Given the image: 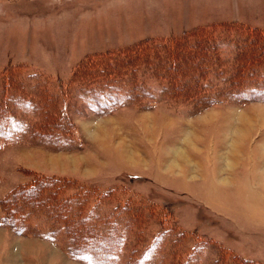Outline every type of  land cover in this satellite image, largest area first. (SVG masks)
Listing matches in <instances>:
<instances>
[{"label": "rangeland", "instance_id": "obj_1", "mask_svg": "<svg viewBox=\"0 0 264 264\" xmlns=\"http://www.w3.org/2000/svg\"><path fill=\"white\" fill-rule=\"evenodd\" d=\"M247 28L264 0H0V264H264V101L227 95ZM174 41L166 79L133 54ZM101 77L143 85L95 109Z\"/></svg>", "mask_w": 264, "mask_h": 264}, {"label": "trees", "instance_id": "obj_2", "mask_svg": "<svg viewBox=\"0 0 264 264\" xmlns=\"http://www.w3.org/2000/svg\"><path fill=\"white\" fill-rule=\"evenodd\" d=\"M239 39L238 42H235V44L233 45L234 48H232L233 51H237L238 57H240L239 61L237 62V65L235 66L234 70L231 71V79H228L227 81H229V88H227V95L228 98H230L231 100H255V101H264V64H262V62H264V50L263 52L257 51L255 53V50L258 48L260 49V47L264 46V30H258L255 28L252 29H246V33L244 35H239ZM215 36H210V37H199L200 39H198L197 41H193L187 44V48H191V47H196V46H203V48L206 47H211L213 45V47L215 48V50H218L219 47L220 49L223 48L224 45L222 44H216L213 40H216V38H214ZM241 39V40H240ZM179 41H174L171 43H165V44H161V45H157L155 44V46L152 45H146V44H140L137 46V48H135V51H133V54L135 55L136 59H139V63L140 60L141 61H145L147 62L149 65H151V62H154V68L155 69H151L149 70V75L152 77H163V78H168V75L164 76L165 74L162 75V71H164V67L166 68H172L175 67V65L173 63H170V59L169 62L166 64H163L165 66L161 65V58L165 59V58H169L172 54H174L179 47ZM202 43V44H201ZM226 46V45H225ZM257 46V48H255ZM229 48H231L230 46H227ZM187 48H185L186 51ZM212 48V47H211ZM153 51V53H151L152 55H148V54H144L145 50H150ZM126 52V51H125ZM123 55L124 52H121ZM138 53V54H137ZM216 54V53H215ZM214 54V55H215ZM118 54H114V61L112 62L111 60L107 61L112 67H117L115 65H119V71L124 69L127 72H134L135 69V65L133 64L134 59H129L127 61V63L125 65H123L124 62L122 61H118V58H120ZM150 56V57H149ZM214 60L217 61L218 56H213ZM104 60V59H103ZM166 60V59H165ZM105 62V61H102ZM178 63V62H177ZM108 64V65H109ZM255 64V66H254ZM257 64V65H256ZM90 66V64H88ZM122 65V66H121ZM146 65V64H145ZM179 65V64H177ZM105 66V65H104ZM205 64H203V68L204 70H206V66ZM213 67L217 68V64L215 62H213ZM239 68H243L246 70H249V77L246 76L245 79L242 78L241 74L243 73V69L240 71ZM114 69V68H113ZM110 70V69H109ZM115 70V69H114ZM108 71L107 69H103L102 68H98L96 70H93V74H98V73H102L101 75H98L99 77L107 74ZM116 71H118L116 69ZM98 77V78H99ZM119 78V77H117ZM249 78V79H248ZM116 79V78H114ZM114 79H110L109 78H105V77H101L100 81H94L92 83H90L89 87H94L97 89V91H95L96 93L94 94L93 89L91 88H84V97H89V99H86V101H88L90 104H92V107L95 109H101L100 106L98 105V102L100 105H104L106 106L107 104H112V103H120L122 100H127L129 99H134L133 95L131 94V92L133 91L132 88L135 87L134 85L139 83V85H143V81L138 80L140 82H135L133 80H131V82L129 81V83H124L121 80H114ZM213 80V79H212ZM204 83V82H203ZM170 84V82L168 83ZM94 85V86H91ZM123 85V89L124 87H128L127 90H123L122 86ZM160 86H164V83H159ZM204 85L207 86H212L213 84L210 83H205ZM168 86L170 89L168 90L170 93L172 92V87H170L169 85H165ZM116 87V88H115ZM111 88H115L118 89L117 92L115 91V89L112 91ZM100 97V98H98ZM201 98V101H205V102H209V101H213L212 98L208 97L207 98V94L205 96L199 97ZM199 98H193V99H199ZM203 99V100H202ZM52 123V122H51ZM48 182H50L51 184H53L54 182L52 180L49 181V179H46ZM54 195L56 194V191H53ZM78 200V205L81 206V199L77 198ZM86 202V203H85ZM84 203L87 204V201H85ZM79 206V207H80ZM84 206V205H82ZM81 209V208H80ZM80 214L79 216H81V210H79ZM91 212V211H90ZM87 212V214L85 215V219H91V213ZM1 220L5 221L6 220V216L2 217ZM97 221V220H96ZM109 221V220H107ZM104 221L103 223L105 224V226H109L110 230H113V228L115 229V222H109L110 224L108 225V222ZM12 224V223H11ZM12 226H17V221L13 220V224ZM104 227V226H103ZM93 259L95 257H92Z\"/></svg>", "mask_w": 264, "mask_h": 264}]
</instances>
